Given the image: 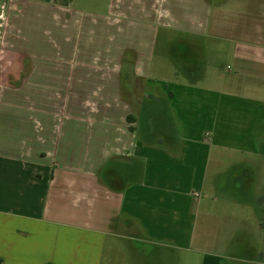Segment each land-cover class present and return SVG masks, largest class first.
Segmentation results:
<instances>
[{
  "label": "crops",
  "instance_id": "0c3cea01",
  "mask_svg": "<svg viewBox=\"0 0 264 264\" xmlns=\"http://www.w3.org/2000/svg\"><path fill=\"white\" fill-rule=\"evenodd\" d=\"M39 1H7L0 41L16 80H0V264H85L86 243L101 264L107 238L132 264L166 250L264 264V15L229 19L226 0ZM160 30L189 38L155 64ZM205 39L227 43L226 74ZM216 233L244 256L205 254Z\"/></svg>",
  "mask_w": 264,
  "mask_h": 264
},
{
  "label": "rangeland",
  "instance_id": "374dc122",
  "mask_svg": "<svg viewBox=\"0 0 264 264\" xmlns=\"http://www.w3.org/2000/svg\"><path fill=\"white\" fill-rule=\"evenodd\" d=\"M7 1L8 0H0V41L1 37L4 32V22L7 21ZM16 2L22 4L24 7L30 8V6L33 3L40 2L39 0H15ZM62 1V0H61ZM60 0H54V2L57 4L58 2H61ZM77 5H80L83 8L86 9H92L95 11H102L101 8L105 7L106 0H75ZM226 8L229 9V19H241L245 20V18L242 15V18L237 17L236 14L240 15V13H247L253 16H260L264 15V0H226ZM231 10V12H230ZM228 20L226 17L224 18ZM225 30H229V28H226ZM237 30V29H236ZM234 29V32H237ZM38 31H40V28H38ZM36 34V33H35ZM7 36H4L6 38ZM187 35L179 34L177 32H167V31H161L158 35V41L156 44V50H155V57L153 59V63H159L160 62V56L162 53L170 52L171 44H169L171 41L179 40L180 38H187ZM25 38V37H24ZM170 38V40H169ZM189 38V37H188ZM37 35L33 37V47L35 48L37 43ZM227 47V43L224 41L219 40H213V39H205V52L208 51L209 57L213 59V53L215 64L218 67V69H221L223 73H227L228 70L226 69V66H231L232 68V60L225 55V48ZM224 48V49H223ZM36 50V49H35ZM37 51V50H36ZM211 53V55H210ZM10 69V68H8ZM232 71V69H231ZM6 72V71H4ZM1 75V74H0ZM16 78V76H15ZM21 78V77H20ZM0 80H4V83H13L15 84V81L13 76L11 75H1ZM257 170L254 175L253 180V187L255 192H257L258 196L264 195V158L259 157L257 159ZM217 199L220 198L219 195H215ZM218 206V204H217ZM224 237L219 235V233L211 234L205 237L209 242L207 247L205 246V254H214L218 255L220 254L222 257L228 256H244V254L240 253L239 251H231L230 248H225V244L222 241ZM245 240H251L257 243L259 240V237L257 235H251L249 237L243 236ZM125 243V241H123ZM123 243L116 240V239H110L107 238V241L104 243L103 247V261L101 264H132L134 261L133 257H126L125 253V246L121 249L123 246ZM128 243V242H127ZM133 244V243H131ZM135 247H138V245L134 244ZM206 245V243H205ZM87 246V243L85 246H83V249L80 251L79 256L82 258V262L85 264H88V261L90 260V249L85 248ZM139 248V247H138ZM146 250V248H143ZM261 253L260 251H255L252 255H257L262 262H264V247L261 246ZM129 253H127L128 255ZM251 254V253H249ZM262 254V256H261ZM132 255V254H131ZM254 256V258H255ZM202 254L201 253H195V252H187L184 250H166L161 252L160 256L157 258V264H198L201 261ZM66 258V256H65ZM64 259V255L62 258V261ZM159 261V262H158Z\"/></svg>",
  "mask_w": 264,
  "mask_h": 264
},
{
  "label": "trees",
  "instance_id": "16d2710c",
  "mask_svg": "<svg viewBox=\"0 0 264 264\" xmlns=\"http://www.w3.org/2000/svg\"><path fill=\"white\" fill-rule=\"evenodd\" d=\"M63 4H66V1H63ZM131 117H128L127 120H131Z\"/></svg>",
  "mask_w": 264,
  "mask_h": 264
}]
</instances>
